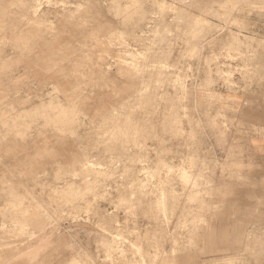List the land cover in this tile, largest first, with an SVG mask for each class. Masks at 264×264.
Listing matches in <instances>:
<instances>
[{"label": "clouds", "instance_id": "1", "mask_svg": "<svg viewBox=\"0 0 264 264\" xmlns=\"http://www.w3.org/2000/svg\"><path fill=\"white\" fill-rule=\"evenodd\" d=\"M30 11L23 27H0V54L11 49L6 64H19L26 74L0 65V96L15 92L26 105L39 99L29 118L62 133L53 159L64 188L53 222L88 216L101 177L113 179L121 165L126 175L127 164L149 163L155 154L156 174L164 179L153 185L154 213L163 208L161 189L177 175L186 178L183 191L169 194L173 212L184 207L179 233L167 234L177 241L173 255L179 247L193 250L191 259L161 264H264V0H32ZM41 41L61 44L55 65ZM73 60L80 79L64 93L66 105L45 103L44 75ZM104 65L128 99L110 89L102 104H88L85 92L97 81L86 73L103 72ZM28 78L30 91L18 89ZM113 96L119 97L114 107ZM4 99L0 123L15 127L18 118L5 111ZM101 145L111 162L98 171L89 160ZM256 189L259 195L245 197L253 208L226 212L245 190ZM167 222L165 216L164 231Z\"/></svg>", "mask_w": 264, "mask_h": 264}, {"label": "rangeland", "instance_id": "2", "mask_svg": "<svg viewBox=\"0 0 264 264\" xmlns=\"http://www.w3.org/2000/svg\"><path fill=\"white\" fill-rule=\"evenodd\" d=\"M31 3L32 0H7V8H0V27L6 31L23 27V19L31 16ZM40 43L43 52L53 55L55 65L62 58L54 55L61 44ZM7 52V55L0 54V65L8 66L9 71L18 76L26 75L17 71L19 64L15 67L6 64L11 60L12 50ZM75 71L73 60L46 73L44 79L47 83L42 84L43 101L52 100L66 105L64 93H71L80 79L73 75ZM86 74L97 81L96 85L87 88L86 103L102 104L109 98L110 89L120 90L124 99H128L110 65H104L103 72L94 68ZM32 87L31 78L21 80L18 85V89L24 92H29ZM3 91L7 94V89ZM0 99L4 97L0 96ZM118 99L111 97L110 106H116L114 101ZM39 104V99L35 104L18 103L15 92L4 99L5 111L18 119L15 127L6 128L0 123V260L12 261L13 264H52L53 261L72 264L86 258L98 259L101 264H149V261L161 264L164 260H174L176 256L193 258V250L183 247L173 255L177 241L167 234L179 233L184 207L182 203L178 204L173 212L169 194L183 191L186 178L177 175L173 183L161 189L163 208L159 216L154 213L157 196L153 195V185H159L164 179L163 175L156 174L158 161L155 154L148 156L149 163L127 164L130 171L126 175L125 165H121L113 179L103 180L101 177L103 187L98 190L99 198L95 199L88 216L77 219L64 216L53 222L51 218L57 207L56 201L64 188L63 181L58 179L60 167L53 159L62 133L45 126L43 121L32 122L29 114ZM106 151L103 145L98 147L89 160L90 167L103 170L111 162V158L105 155ZM260 191L245 190L235 202L236 207L226 212L231 214L243 211L245 207L253 208L255 201L249 203L245 197L259 195ZM165 216L168 217L167 231L162 227ZM98 224L103 231L97 227ZM219 259L228 257L221 255Z\"/></svg>", "mask_w": 264, "mask_h": 264}]
</instances>
